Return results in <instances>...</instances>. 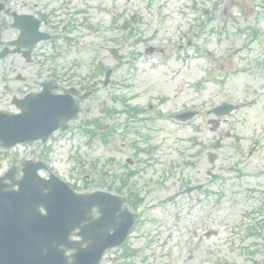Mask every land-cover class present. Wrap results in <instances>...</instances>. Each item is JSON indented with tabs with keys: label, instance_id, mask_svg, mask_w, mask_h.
I'll list each match as a JSON object with an SVG mask.
<instances>
[{
	"label": "rangeland",
	"instance_id": "obj_1",
	"mask_svg": "<svg viewBox=\"0 0 264 264\" xmlns=\"http://www.w3.org/2000/svg\"><path fill=\"white\" fill-rule=\"evenodd\" d=\"M82 7L88 23L97 29L82 31L83 35H78L83 38L78 41L82 49L75 47L64 60L48 62L45 69L60 68L77 80L97 66L111 67L112 86L97 92L100 100H107L112 94L119 96L118 93L125 94L124 97L138 94L133 102L146 104L167 96V102L160 107L166 113L181 108L198 110L197 116L185 125L173 120L166 124L142 123L140 131L149 134L159 148L150 167L137 162L134 168H147L139 177L153 182L163 175V186L151 187L147 203L138 211L140 222L126 246L107 253L101 264H264V247L257 255L248 253L250 242L243 238L240 229L243 213L252 204L246 199V190L254 179L246 176L264 167V65H258L264 44V0H82ZM205 9L207 16L201 15ZM132 16H138L140 22L130 25L133 32L129 36L120 25ZM246 27L262 35L258 43L250 45V34L244 33ZM137 39L142 41L136 43ZM147 46L158 48V52L145 55ZM106 48L116 49L122 58L118 62L112 59ZM30 72L32 69L26 70ZM251 95L258 101L255 106L240 110L229 119L235 121L222 124L216 133L210 132L207 121L211 107L224 101L245 102ZM115 105L117 109L123 108L119 101ZM98 107L94 106L92 116H96ZM85 108L82 105V115L71 131L49 144L0 152V174L15 161L47 160L55 174L75 185L78 191H84L80 170L83 139L76 129L87 116ZM227 131L236 142L225 139L223 133ZM131 140L134 137L129 135L125 143ZM216 143L219 145L214 146ZM125 146L123 141L109 147L97 146L89 157L119 174L118 163L134 161V151ZM249 149L254 152L251 157ZM210 150L217 154L215 173L221 179L212 187L217 195L213 215L208 207H197L193 195L153 206L187 183L203 180L205 154ZM113 158V165L104 163ZM140 158L142 162L147 160L144 155ZM190 158H197L195 166L186 167ZM237 173H241L242 181L235 179ZM228 177L231 182H226ZM258 179L264 182V176ZM89 184L91 189L95 188L93 181ZM214 199H206L207 204ZM258 203L257 194L254 205ZM200 221L207 229L216 231V236L205 239L201 231L193 237L194 231L200 230ZM258 243L263 245L264 241ZM125 250L133 251V258L121 259Z\"/></svg>",
	"mask_w": 264,
	"mask_h": 264
},
{
	"label": "water",
	"instance_id": "obj_2",
	"mask_svg": "<svg viewBox=\"0 0 264 264\" xmlns=\"http://www.w3.org/2000/svg\"><path fill=\"white\" fill-rule=\"evenodd\" d=\"M33 120L31 115L19 119L0 115L2 144L32 138L40 130L30 125ZM44 188L32 176H25L17 192H5L0 186V264H67L53 243L65 245L68 233L77 225L62 203L75 199L61 184H52L46 196L42 194ZM44 204L51 212L41 217L38 206ZM91 256H81L75 264H87Z\"/></svg>",
	"mask_w": 264,
	"mask_h": 264
},
{
	"label": "flooded vegetation",
	"instance_id": "obj_3",
	"mask_svg": "<svg viewBox=\"0 0 264 264\" xmlns=\"http://www.w3.org/2000/svg\"><path fill=\"white\" fill-rule=\"evenodd\" d=\"M71 12V0H0V101L9 95L6 84L10 83V63L22 68L28 62L42 60L47 49L55 48L61 53L66 47L65 37L72 28ZM77 15L82 20V13ZM41 34H47L50 41H36ZM21 80L20 75H15L11 83ZM52 81L59 90V82ZM17 96L19 92L12 99Z\"/></svg>",
	"mask_w": 264,
	"mask_h": 264
}]
</instances>
